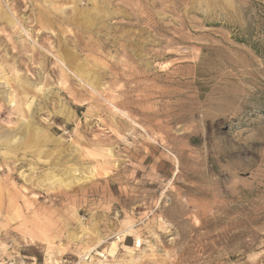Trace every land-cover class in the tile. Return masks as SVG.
<instances>
[{"label": "rangeland", "instance_id": "obj_1", "mask_svg": "<svg viewBox=\"0 0 264 264\" xmlns=\"http://www.w3.org/2000/svg\"><path fill=\"white\" fill-rule=\"evenodd\" d=\"M0 264H264V0H0Z\"/></svg>", "mask_w": 264, "mask_h": 264}, {"label": "bare ground", "instance_id": "obj_2", "mask_svg": "<svg viewBox=\"0 0 264 264\" xmlns=\"http://www.w3.org/2000/svg\"><path fill=\"white\" fill-rule=\"evenodd\" d=\"M100 1V0H99ZM108 2V1H107ZM109 5V4H108ZM105 6V5H104ZM101 8V7H100ZM108 17V16H107ZM6 31V30H5ZM8 31V30H7ZM93 33V32H92ZM15 46V45H14ZM43 78V77H42ZM91 88V87H90ZM92 89V88H91ZM93 90V89H92ZM94 91V90H93ZM58 111V110H57ZM119 114L125 116L122 112H120L119 110H116ZM75 114V113H74ZM134 123V122H133ZM135 126L139 127L136 123H134ZM141 129V127H140ZM143 130V129H142ZM42 134V133H41ZM59 180V179H58ZM62 181V180H61ZM14 187V186H13Z\"/></svg>", "mask_w": 264, "mask_h": 264}]
</instances>
